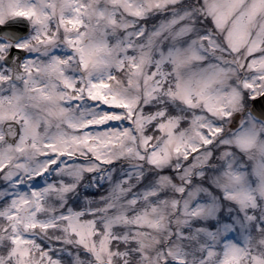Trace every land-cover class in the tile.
I'll list each match as a JSON object with an SVG mask.
<instances>
[{"label": "snow or ice", "instance_id": "obj_1", "mask_svg": "<svg viewBox=\"0 0 264 264\" xmlns=\"http://www.w3.org/2000/svg\"><path fill=\"white\" fill-rule=\"evenodd\" d=\"M262 101L264 0H0V264H64L73 247L93 264L146 253L158 225L139 199L123 205L114 191L106 207L82 208L64 199L63 178L123 159L157 165L195 150L190 134L210 143L219 131L201 115L179 131L186 111L228 117ZM185 255L161 254L163 264ZM219 257L264 264L227 238Z\"/></svg>", "mask_w": 264, "mask_h": 264}, {"label": "clouds", "instance_id": "obj_2", "mask_svg": "<svg viewBox=\"0 0 264 264\" xmlns=\"http://www.w3.org/2000/svg\"><path fill=\"white\" fill-rule=\"evenodd\" d=\"M194 115L204 116L213 130L219 129L214 135L207 132L210 143L190 134L188 147L195 150H173L157 165L150 159H123L95 176L83 172L78 178H63L71 186L64 199L82 208L106 207L108 198L119 191L121 204L137 198L139 207L154 217L158 227L150 232L148 251L133 252L126 264H146L144 256L154 264L160 257L158 264H163L161 254L169 248H181L186 264H201L202 257L207 264H220L226 238L246 242L252 253L264 255V101L255 107L243 102L228 117L188 110L179 131H190ZM248 133H254V141L242 145L240 138ZM145 191L153 193L152 199L141 198ZM61 206L59 197L51 196L50 210L59 211ZM209 247L217 253L211 258L204 255ZM69 251L64 264H93L81 250Z\"/></svg>", "mask_w": 264, "mask_h": 264}]
</instances>
